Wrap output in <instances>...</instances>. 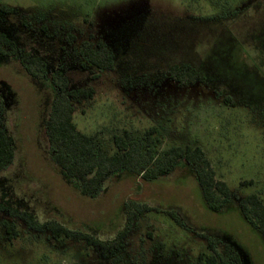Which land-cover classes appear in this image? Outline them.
<instances>
[{"label": "rangeland", "instance_id": "374dc122", "mask_svg": "<svg viewBox=\"0 0 264 264\" xmlns=\"http://www.w3.org/2000/svg\"><path fill=\"white\" fill-rule=\"evenodd\" d=\"M1 6L8 11L0 9V31L20 53L44 60L46 74L35 79L18 56L0 57V128L14 148L13 161L0 169V264H209L206 258L224 256L226 245L241 264H264V238L238 208L250 193L264 203V0H0ZM87 39L106 44L112 70L74 54ZM179 63L205 80L173 81L168 70ZM54 71L69 89H93L90 98L72 99L73 122L105 155L123 130L143 141L149 135L156 156L173 145L200 146L229 187V203L211 211L183 162L152 181L122 169L106 177L97 196L81 195L49 152ZM128 210L135 214L119 248L86 240L114 241ZM51 223L70 236L53 237ZM210 240L218 242L215 251Z\"/></svg>", "mask_w": 264, "mask_h": 264}, {"label": "trees", "instance_id": "16d2710c", "mask_svg": "<svg viewBox=\"0 0 264 264\" xmlns=\"http://www.w3.org/2000/svg\"><path fill=\"white\" fill-rule=\"evenodd\" d=\"M2 11H8L1 6ZM72 43L73 36H68ZM19 54V55H18ZM74 54L86 63L99 70H112L114 58L109 48L102 40L93 43L90 39L81 42L74 48ZM18 56L25 71L35 79H42L46 74V63L29 52H19L15 43L4 32L0 31V57ZM169 77L181 84L188 85L204 81L201 72L188 63L171 65ZM50 80L56 89L51 110L45 122L49 152L52 161L68 176L79 183V192L83 196L95 197L102 183L109 174L125 169L131 171L143 181H152L168 175L175 165L183 162L193 172L200 186L203 199L211 211H220L230 200V190L223 180L216 179L214 170L200 146L181 147L177 145L167 148L162 155L156 156L152 146V138L148 135L145 140L133 138L128 131L112 136L115 150L105 155L97 144L94 135L82 133L76 129L73 122L74 108L72 99L90 98L93 89L68 88L67 78L59 71L50 75ZM227 97L224 98L226 102ZM1 107V100H0ZM153 130H149L148 134ZM14 158V148L10 138L3 128H0V169L8 166ZM238 208L243 219L264 238V203L255 193H250L238 201ZM134 210H128L127 222L116 239L111 242H100L87 237L86 240L96 246L112 250L119 248L126 236L134 216ZM53 237L70 236L68 229L57 223L49 224ZM9 235L14 234L12 226L7 228ZM215 240L209 241V247L215 251ZM209 264L232 261L241 264L238 253L230 246H225V255L216 254L206 258ZM203 264L202 261H199Z\"/></svg>", "mask_w": 264, "mask_h": 264}]
</instances>
